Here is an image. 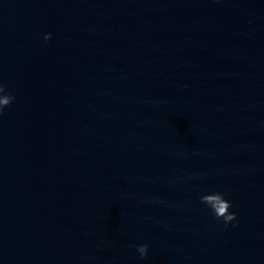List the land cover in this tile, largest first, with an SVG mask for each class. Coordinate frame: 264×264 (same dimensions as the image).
<instances>
[{
  "label": "water",
  "instance_id": "obj_1",
  "mask_svg": "<svg viewBox=\"0 0 264 264\" xmlns=\"http://www.w3.org/2000/svg\"><path fill=\"white\" fill-rule=\"evenodd\" d=\"M0 81V264H264V0H0Z\"/></svg>",
  "mask_w": 264,
  "mask_h": 264
},
{
  "label": "clouds",
  "instance_id": "obj_2",
  "mask_svg": "<svg viewBox=\"0 0 264 264\" xmlns=\"http://www.w3.org/2000/svg\"><path fill=\"white\" fill-rule=\"evenodd\" d=\"M44 39L50 41L52 39L51 33L46 34ZM15 100L16 97L9 91L8 85L0 81V116L4 115L5 109L11 107ZM200 202L210 209L211 214L218 222L222 221L226 226L237 220L236 213L230 211L233 207L232 203L225 198L223 193L215 192L204 194L200 197ZM136 251L140 259H146L149 253V246L147 244L139 245Z\"/></svg>",
  "mask_w": 264,
  "mask_h": 264
}]
</instances>
